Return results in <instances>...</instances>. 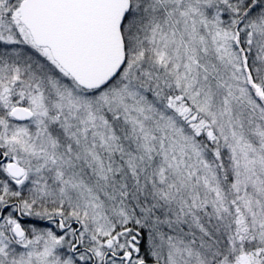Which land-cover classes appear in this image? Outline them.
<instances>
[{
  "label": "snow or ice",
  "instance_id": "snow-or-ice-1",
  "mask_svg": "<svg viewBox=\"0 0 264 264\" xmlns=\"http://www.w3.org/2000/svg\"><path fill=\"white\" fill-rule=\"evenodd\" d=\"M0 264H264V0H0Z\"/></svg>",
  "mask_w": 264,
  "mask_h": 264
}]
</instances>
